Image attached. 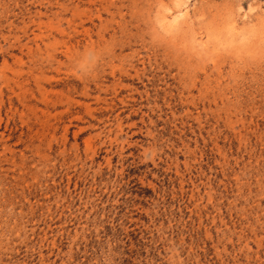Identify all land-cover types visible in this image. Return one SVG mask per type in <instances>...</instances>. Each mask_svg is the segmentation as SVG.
<instances>
[{
	"label": "rangeland",
	"instance_id": "obj_1",
	"mask_svg": "<svg viewBox=\"0 0 264 264\" xmlns=\"http://www.w3.org/2000/svg\"><path fill=\"white\" fill-rule=\"evenodd\" d=\"M0 264H264V0H0Z\"/></svg>",
	"mask_w": 264,
	"mask_h": 264
}]
</instances>
